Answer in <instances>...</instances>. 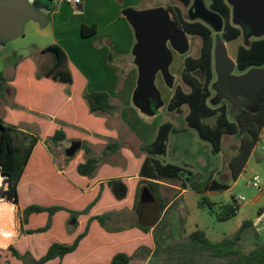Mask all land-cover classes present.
Masks as SVG:
<instances>
[{
	"label": "crops",
	"instance_id": "0c3cea01",
	"mask_svg": "<svg viewBox=\"0 0 264 264\" xmlns=\"http://www.w3.org/2000/svg\"><path fill=\"white\" fill-rule=\"evenodd\" d=\"M5 1L8 0H0V2ZM42 1L25 0L38 17L27 19L22 24L21 34H23L24 26L30 21L38 23L39 27H45L44 31H36L35 23L28 26V29H33L39 38L48 39L47 44L39 46L42 52L40 59H45L43 49L46 47L55 45L60 48L67 59L71 82L53 81L46 77L37 78L35 75L37 61L31 63L20 59L4 70H0L7 78L6 89L0 102L3 101L2 98L8 90L13 94L12 103H4L0 108V118L19 130L37 137V144L25 166L18 192L28 185L30 188L27 191L28 199L35 197L38 199V194L44 191L45 195L41 193L45 197L43 206L57 205L73 211L85 209L94 200L95 203L87 214L79 215L76 220H71L70 224L73 228H70L71 225L68 226L67 212L54 213L48 230L40 234L45 236V249L40 256L54 242L72 243L75 237L84 231L90 217L112 213L111 218L106 220V226L111 230L103 229L95 220L90 221L87 233L75 251L62 259L56 258L46 264H110L115 254L131 255L140 247L149 248L150 254L146 256L140 254L128 264H153L156 260L152 257L155 247L153 239L155 227L161 224V220L165 221L166 226L159 237L163 235L165 241L161 243L166 244L170 225L167 214L179 198L183 199L192 190L186 183L181 182L177 185L171 181L174 179L165 178L154 181L158 185L152 186L148 182L151 180L139 174L147 156L140 147L154 139L161 124L171 123L174 127L176 126L170 121L152 117L154 111L153 113L148 111L151 115L150 119H141L128 107L129 97L136 87V82L144 76L145 63L150 60L143 41L136 37L130 18L134 13L142 11L159 9L167 12L169 0H83L78 7L46 0L45 17L40 13ZM167 15L170 20V13L167 12ZM83 26L86 29L94 27L95 32L82 36ZM190 37L194 36L166 32L161 42L164 50L163 59L151 69L152 80H157L162 87L161 91L167 96L166 109L175 88L170 91L166 87L163 83V75L180 77L184 60L190 56L183 39L188 40ZM145 38L149 39V33H146ZM2 41L4 38L0 36V42ZM109 54H111L112 62L108 60ZM175 60L182 65L177 72H172L171 68ZM41 63L45 69V61ZM163 67L164 74L160 72ZM10 69L12 73L8 75ZM94 92L108 94L113 103L122 106L120 114L114 116L91 113L83 95ZM147 93L148 96L156 95L152 89H147ZM167 112L171 118L177 116L185 120L188 111L184 113L181 108L180 112ZM130 118L134 120L129 122ZM178 127L185 130L171 134L166 142V152L155 155L154 159L162 165H177L197 176L201 177L203 173H206L209 177L215 167L211 166L207 155L203 152H195L192 144L188 142L187 134L192 128L183 124ZM57 129L64 132L65 141L71 138L80 141V149L73 158L65 160L52 155L45 149V138L52 136ZM171 137L175 138L176 143L172 154H169L168 146ZM115 142L120 144L119 150L116 152L105 150L108 144ZM258 142L245 168L253 157L257 161L262 159L257 149ZM135 149L140 152L135 153ZM158 156L165 158L168 156V159L160 161L157 159ZM86 157H100L101 160L91 177L81 176L76 171V166L83 163ZM29 165H32V172L24 182L23 178L27 175L26 170ZM53 174L67 182V186H64L65 194L60 192V194H53L46 186H41L37 180L39 176L45 175L43 179L45 178L46 181V178ZM232 187L233 185H229L227 190H231ZM162 193H170L171 196L165 200ZM145 194L149 197L146 204L142 198ZM197 195L200 197V194ZM17 207L22 211L25 206L20 208L17 204ZM150 209L158 210L154 227L147 233L130 227L140 224L141 215L147 214ZM44 220L46 224L48 220L46 213L31 215L25 226L39 222L38 227H41ZM262 221H264V209L259 212L252 225ZM111 224L117 226L112 228ZM183 233L181 237L188 235Z\"/></svg>",
	"mask_w": 264,
	"mask_h": 264
},
{
	"label": "trees",
	"instance_id": "16d2710c",
	"mask_svg": "<svg viewBox=\"0 0 264 264\" xmlns=\"http://www.w3.org/2000/svg\"><path fill=\"white\" fill-rule=\"evenodd\" d=\"M170 1H177L184 7H188L192 3V0ZM209 8L223 18L222 39L225 42H231L239 38L241 31L231 24L230 8L225 0H211ZM166 10L170 13L171 22L178 32L201 39L198 56L185 58L180 75V79L189 87V91L186 92L180 86H176L167 104V111L180 112L183 106H187L186 125L195 129L201 139L211 143L214 154L221 151L223 135H234L238 138V151L228 161L229 175L233 181H236L243 172L261 133H264V98H261L254 110H249L245 106H234L232 120L228 118L227 103H222L217 108H211L207 101L211 95L210 84L214 77L212 30L208 24L202 21L187 20L183 16L181 8L176 5H168ZM94 32V27L86 29L83 26L81 29L82 36L91 35ZM43 52L51 55V63L39 71L36 77H46L65 83L71 82L67 59L62 50L55 45H50L43 49ZM110 55L108 60L112 62ZM235 63L237 70L241 72L253 67H264V38L252 40L248 47L238 46ZM195 71L202 74V81L193 75ZM6 83L7 78L0 71V98L4 94ZM83 99L89 111L98 115H114L119 109V104L113 103L109 95L104 92L85 93ZM208 118H214L213 124L204 122ZM184 130L182 127H174L171 123L161 124L154 139L140 147L147 156L141 165L139 174L141 177L151 180L148 182L152 186H157L158 184L154 181L161 178L181 180V177L184 176L182 182L186 183L193 192L200 194L197 207L213 212L215 204L206 197L205 193L227 190L229 188L227 183L219 182L211 175L207 179L201 180L199 176L189 170L172 164L162 165L154 159L155 155H162L166 152V142L171 134H177ZM50 139L53 144L57 145L65 139V134L61 129H57ZM36 144V136L23 132L0 118V175L3 176V185L6 186L0 191L2 198L18 204V187ZM119 149L120 144L116 142L105 147V150L110 152H116ZM85 154H87L86 150ZM100 161V157H86L83 163L76 166V171L81 176L91 177ZM94 203L95 200L81 211H73L57 205L47 207L30 204L22 209L21 226L27 224L29 216L46 213L48 220L44 226L26 231L27 234H42L48 230L54 213L65 211L71 220H76L79 215L87 214ZM239 208L240 204L235 198H232L230 203L220 205L219 211L215 214L216 220L224 222L231 219ZM111 216L112 213L95 215L90 217L88 223L95 220L103 229L111 230L106 226V220H109ZM88 223L84 231L77 235L72 243H52L42 256L34 260V264H46L56 258L62 259L65 255L75 251L87 233ZM160 223L161 226H166L165 221L161 220ZM154 226H143L137 223L130 227L147 233ZM252 226L251 221H243L235 233L217 242L210 241L204 231L195 229L187 236L169 241L164 245L158 241L156 236L158 227H155L153 233L155 247L152 257L156 260L153 264H264V242H255L248 250L243 249L241 245L246 230ZM7 250L17 260H21L26 254L21 255L12 246H8ZM140 254L149 255L150 249L140 247L131 255L117 253L111 258L110 264H128Z\"/></svg>",
	"mask_w": 264,
	"mask_h": 264
},
{
	"label": "rangeland",
	"instance_id": "374dc122",
	"mask_svg": "<svg viewBox=\"0 0 264 264\" xmlns=\"http://www.w3.org/2000/svg\"><path fill=\"white\" fill-rule=\"evenodd\" d=\"M205 9L213 12L210 8L211 0H201ZM227 5L230 8V22L233 26L240 29L241 34L239 38L231 42H225L222 39V27L217 30L215 26L208 25L212 30L213 37V70L214 77L210 84L211 95L207 101V104L211 108H217L222 103L228 104V118L232 120V110L235 104L230 103L220 93V89L216 90L217 83V74L215 70V62H214V52L217 48L218 41H220L226 52L227 56L234 62L235 67L229 72L230 76H241L244 75L248 69L244 72L237 70L235 63V55L238 46L248 47L249 43L252 40L262 39L264 38V0H225ZM45 3L46 0L42 1V7L40 9V13L45 17ZM193 3V0H192ZM192 3L188 7H184L181 3L177 1H170L169 5H176L181 8L183 16L187 20H197L201 21L198 17L190 18L188 17L189 11L192 9ZM220 18L221 26H223V18L217 14ZM35 22H27L24 26L23 34L17 36L12 39H4V41L0 42V70H4L8 65L14 64L17 60L30 61L31 63L37 64L36 74L39 71L43 70V64L41 63L43 60L45 61V68L49 65V61L51 60V55L49 53H45L43 56L45 59H40L41 50L39 49L40 45L47 44L48 39L39 38L33 29H28V26ZM36 31H44L45 27H39L38 23L36 24ZM191 38V39H190ZM188 40L185 38V45L188 48L189 55L192 57H197L199 54L201 39L197 36L190 37ZM184 44V43H183ZM182 63L178 61H174L172 64L171 71L177 72L181 67ZM40 66V67H38ZM253 68H264V67H253ZM160 72L164 74V67L161 68ZM12 69L8 72V75H11ZM193 75L200 81L203 80V76L199 71L193 72ZM40 78V77H39ZM163 83L168 87L171 91L175 86L179 85L184 91H189V87L185 85L180 77L176 75L175 77H169L168 75H163ZM147 89H152L156 95L148 96ZM162 87L159 85L157 80H152L150 82V87H148L145 82L141 79L136 82V87L134 88L131 96L129 97L128 107L141 119L148 120L150 119V113L148 111H153L154 115L152 117H159L163 121H170L176 127L186 125V121L182 117H173L167 112L165 100L167 96L164 92L161 91ZM223 92V91H222ZM237 99L241 100L244 98V94L241 91L232 92ZM259 98H264V91H259ZM3 101L0 102V108H2L3 104H10L13 101V94L11 91H7L6 95L2 98ZM249 110H254V106L247 105L246 107ZM122 106L119 105V109L114 116L119 115ZM149 109V110H148ZM151 109V110H150ZM184 113L188 111L187 106L182 107ZM174 118V119H173ZM133 118H130L129 122L133 121ZM153 120V118L151 119ZM206 124H213L214 118H208L204 120ZM107 123H105V127ZM109 126V124H108ZM188 142L192 144L193 150L196 152H203L205 155L209 157L211 162V166L215 167L211 176L219 182L227 183L228 185H233L231 190H222L215 191L205 194L206 197L215 204L214 211L210 212L207 209H200L197 207V201L199 196L195 194V192L190 191L185 197L179 198L175 205L171 208V210L167 214V219L169 220V228L167 234L169 237L166 238V242L179 239L185 232L186 234H190L195 229H200L205 232L207 238L212 242H217L222 240L223 238L231 236L235 231L239 228L243 221H251L252 224L256 221V216L264 209V133L261 135V139L258 142L257 149L258 152L261 153L262 159L257 161L254 157L251 159V162L247 165L244 171L239 175L237 180L234 182L233 179L229 175L228 170V161L232 156H234L239 148L238 138L234 135H223L221 140L222 151L220 154H214L212 152V146L209 141L201 139L195 129H190L188 132ZM51 137V136H50ZM50 137H46L44 140L45 149H47L52 155L59 156L63 159L73 158L78 151L70 158L66 157L65 149L70 146L71 142L77 141V139H69L60 142L55 145L51 141ZM175 138L171 137L168 146V153L172 154L175 145ZM60 146V147H59ZM138 149H135V153H138ZM206 158V157H205ZM158 160L163 161L167 160L168 156L165 158L164 156H158ZM173 162V161H169ZM33 165V164H32ZM32 165H29L26 170L25 177L23 178L24 182L27 179V176L32 172ZM202 172V171H201ZM257 175L260 180V188L261 191L256 190L252 186L248 184L253 176ZM41 177V178H40ZM44 176L38 177V182L42 186H46L51 193L55 194H65L64 186H67V182L62 180L56 174L49 175L43 179ZM200 177V176H199ZM208 175L203 173V176L200 177L201 180L207 179ZM183 176L181 180L174 179L171 180L177 185H180L183 181ZM0 191L1 189H5V185H3V178L0 176ZM46 182V185H45ZM25 186V184H24ZM28 185L26 188H23L19 192L18 196V205L20 208H23L26 205L36 203L40 205H45V195L44 191H41L43 194H38V199L35 197L34 199H28L27 195L29 191ZM59 190V191H58ZM39 192V191H38ZM60 192V193H59ZM164 199H169L170 193H162ZM244 197L245 202L240 204V208L237 211L236 215L231 219L219 222L216 220L215 214L219 211L220 205L230 203L232 198ZM143 201L148 203L149 197L145 194L142 196ZM0 199H4L0 196ZM15 208V233L13 239L7 243L4 248H0V262L1 264H34V260L38 259L42 252L45 249V236H41L40 234H27V230H33L38 228V223H32L30 226H21L22 219V211L17 207V204L10 201ZM150 209L149 211H152ZM181 214V215H180ZM68 226H70L71 219L68 220ZM18 225V226H17ZM45 225V220L42 222L41 227ZM116 224H111L110 227H116ZM70 228H73L71 225ZM164 226L161 224L158 226L156 236L158 241L163 243L165 238L159 237L160 233L163 232ZM17 229V231H16ZM17 235V236H16ZM255 242H264V221L256 223V225L247 229L244 237L242 239L241 245L245 250L250 249ZM8 246L14 247L16 250L20 252L21 255L25 254L21 260L15 259L11 253L7 250Z\"/></svg>",
	"mask_w": 264,
	"mask_h": 264
},
{
	"label": "water",
	"instance_id": "95a60500",
	"mask_svg": "<svg viewBox=\"0 0 264 264\" xmlns=\"http://www.w3.org/2000/svg\"><path fill=\"white\" fill-rule=\"evenodd\" d=\"M194 11L191 18L198 17L208 25L215 26L219 30L221 26L220 18L217 14L205 9L201 0H194ZM169 13V12H168ZM38 16L33 12L25 0H8L0 2V36L4 39H12L21 34L22 24L29 18L36 19ZM130 22L133 24L136 37L143 41L147 57L150 60L145 63V74L141 78L145 84L150 87L152 77L150 75L152 67L158 63L164 56L162 47L163 36L166 32H178L168 19L167 12L159 9L142 11L134 13ZM149 33V39L145 38ZM142 46V44H140ZM148 48V49H147ZM215 70L217 74L216 90L222 88L224 97L227 101L236 106L252 105L256 107L261 101L258 97L259 91H264V68H252L241 76H230L229 72L235 67L234 62L227 56L223 44L218 41L217 48L214 52ZM140 79V80H141ZM233 90L241 91L246 98L239 101L231 92ZM80 141L71 142L70 146L65 149L66 157H72L79 149ZM158 218V210L153 209L147 214H142L140 224L143 226H152Z\"/></svg>",
	"mask_w": 264,
	"mask_h": 264
},
{
	"label": "bare ground",
	"instance_id": "6f19581e",
	"mask_svg": "<svg viewBox=\"0 0 264 264\" xmlns=\"http://www.w3.org/2000/svg\"><path fill=\"white\" fill-rule=\"evenodd\" d=\"M16 222L15 208L13 204H11L9 200L0 199V246L5 245L12 240L15 233Z\"/></svg>",
	"mask_w": 264,
	"mask_h": 264
},
{
	"label": "built area",
	"instance_id": "2783aa9c",
	"mask_svg": "<svg viewBox=\"0 0 264 264\" xmlns=\"http://www.w3.org/2000/svg\"><path fill=\"white\" fill-rule=\"evenodd\" d=\"M52 1L54 3H57V4H67V5H71L73 7H78L83 2V0H52ZM1 177L3 178V176H1ZM248 184L250 186H252L253 188H255L256 190L261 191L260 180H259V177L257 175L253 176L251 178V180L248 182ZM236 201L239 204L243 205V203L245 202V198L241 196V197L236 198Z\"/></svg>",
	"mask_w": 264,
	"mask_h": 264
},
{
	"label": "flooded vegetation",
	"instance_id": "af4514ba",
	"mask_svg": "<svg viewBox=\"0 0 264 264\" xmlns=\"http://www.w3.org/2000/svg\"><path fill=\"white\" fill-rule=\"evenodd\" d=\"M193 3H194V0H193ZM193 3H192V9L189 11V13H188V17H190V15L193 13V11H194V7H193ZM216 14V13H215ZM191 18V17H190ZM196 18V17H195ZM203 22V21H202ZM236 91H239V90H233L232 92H236ZM231 92V93H232ZM220 93L221 94H223V92H222V88H220ZM246 98V96H244V98L243 99H241V100H244ZM239 100V99H238ZM241 100H239V101H241Z\"/></svg>",
	"mask_w": 264,
	"mask_h": 264
}]
</instances>
